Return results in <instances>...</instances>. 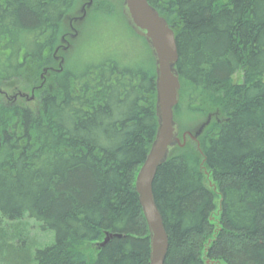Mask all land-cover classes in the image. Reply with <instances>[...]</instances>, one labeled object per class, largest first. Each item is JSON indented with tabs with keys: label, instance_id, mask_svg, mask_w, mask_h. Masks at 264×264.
<instances>
[{
	"label": "trees",
	"instance_id": "16d2710c",
	"mask_svg": "<svg viewBox=\"0 0 264 264\" xmlns=\"http://www.w3.org/2000/svg\"><path fill=\"white\" fill-rule=\"evenodd\" d=\"M146 1L174 33V120L210 118L154 178L164 264H264V0ZM71 3L0 0V88L51 63ZM135 37L145 63L86 60L37 86L35 108L0 101V264H149L135 178L157 129L155 70ZM24 219L53 242L33 249Z\"/></svg>",
	"mask_w": 264,
	"mask_h": 264
},
{
	"label": "rangeland",
	"instance_id": "374dc122",
	"mask_svg": "<svg viewBox=\"0 0 264 264\" xmlns=\"http://www.w3.org/2000/svg\"><path fill=\"white\" fill-rule=\"evenodd\" d=\"M90 1L91 4L87 6L88 0H72V7L63 18L60 34L52 47V52L49 53L52 64L48 62L44 68L42 67L36 78L31 77V70H27L30 77H27L26 80L3 82L0 88V101L11 103L14 99V102L20 106L35 108L37 106V86L43 85L50 74L61 72L66 69V66L76 71L81 69L86 60L96 63L109 59L123 65L142 64L147 61L144 44L135 37L136 35L122 14V0ZM83 9L84 11H82ZM76 17H81V19L69 24L70 20ZM61 38H64V40L62 41ZM57 48L61 50L55 53ZM46 55L48 56V54ZM151 57L150 55V59H152ZM60 64L62 65L61 68H59ZM152 67L154 72V61ZM262 79L264 81V77ZM241 80L242 72H237L232 77L233 83H238ZM33 85H35V88H31ZM205 120L204 116L183 110L176 119V123L180 128V140L182 134L190 133L192 136L198 132L199 128H204L210 118L208 117ZM189 140L194 142L186 136L185 144ZM205 176L206 186L214 190V184H212L209 175L205 173ZM216 202L218 204L219 200H216ZM217 217L218 211L211 216V222L215 226H217ZM22 222L26 224V228L18 227L17 229H22L24 233L18 235L22 239L31 236L30 241L34 244L33 249L45 247L53 242L52 233L39 231L34 221L24 219ZM3 229H5V226ZM96 249V246L92 244H84L81 247V251L90 259L95 257Z\"/></svg>",
	"mask_w": 264,
	"mask_h": 264
},
{
	"label": "water",
	"instance_id": "95a60500",
	"mask_svg": "<svg viewBox=\"0 0 264 264\" xmlns=\"http://www.w3.org/2000/svg\"><path fill=\"white\" fill-rule=\"evenodd\" d=\"M90 4L88 0L87 6ZM122 14L134 34L145 40L154 59L157 129L137 172L135 191L149 234V264H164L168 236L153 196L154 178L169 152L175 146L185 144L186 136L197 145L196 137L203 127L192 136L190 133L182 134L180 140L179 127L173 116V110L179 102L180 83L176 70L178 54L171 27L146 0H122ZM110 237L106 235L100 246L106 244Z\"/></svg>",
	"mask_w": 264,
	"mask_h": 264
}]
</instances>
